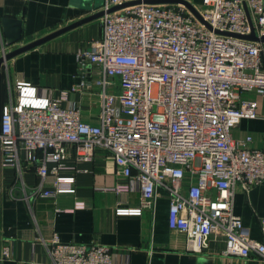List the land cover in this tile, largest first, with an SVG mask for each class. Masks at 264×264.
Wrapping results in <instances>:
<instances>
[{
    "label": "built area",
    "instance_id": "obj_1",
    "mask_svg": "<svg viewBox=\"0 0 264 264\" xmlns=\"http://www.w3.org/2000/svg\"><path fill=\"white\" fill-rule=\"evenodd\" d=\"M144 1L104 0L101 38L76 53L81 82L70 93L99 89L96 122L62 104L68 92L41 97L28 83L16 82L0 115L1 165L20 168L25 162L42 180L54 176L55 191L41 192L51 197L73 191L72 179L56 177L69 168L67 147L77 161L108 150L115 176L128 182L115 190L132 186L140 198L137 208L117 214L153 211L162 189L169 196V231L182 236L184 252H205L213 237L223 241L225 257L264 261V217L263 240L257 241L233 207L236 189L247 192L264 182V150L250 148V138L232 137L242 119L257 116V102L242 94L264 96V43L217 33H250L245 3L255 35L264 37V0H202L195 9L204 23L180 4ZM5 54L2 49L0 56ZM48 163L54 164L49 171ZM0 255L8 259L9 248ZM48 255L47 264H117L106 246L63 243L56 235Z\"/></svg>",
    "mask_w": 264,
    "mask_h": 264
},
{
    "label": "crops",
    "instance_id": "obj_2",
    "mask_svg": "<svg viewBox=\"0 0 264 264\" xmlns=\"http://www.w3.org/2000/svg\"><path fill=\"white\" fill-rule=\"evenodd\" d=\"M185 1L195 7L202 0ZM103 2L0 0V52L2 49L10 52L96 14L102 10ZM101 18L5 62L1 69L0 89L4 87L3 96L0 90L1 106L14 98L16 82H25L41 97L59 98L61 91L68 92L62 104L80 108L83 119L95 123L99 113L95 94L99 89L84 86L73 94L70 90L81 82L76 53L101 38ZM6 20L9 24H4ZM86 79L87 84L92 80ZM242 99L257 102V116L242 119L232 130V137L238 141L250 138V148L264 150V96L249 91L242 94ZM65 164L69 168L60 170L56 177L72 179L73 191L43 197L41 192L55 191L54 176L42 180L33 164L21 162L20 168H13L3 167L0 161V252L4 246L10 251L8 259L0 255V264H47L48 244L54 235L63 243L106 246L117 264H264L254 255L244 259L223 256V241L213 237L205 252H184L182 236L169 231V196L162 189H158L153 211L144 210L141 216L117 214L118 209L137 208L140 198L132 186L125 192L115 190L128 182L115 176L110 151L99 148L93 160L77 161L69 146ZM53 165L48 163L47 170ZM187 185L186 178L184 187ZM233 207L250 237L262 241L259 220L264 217V182L247 192L236 189Z\"/></svg>",
    "mask_w": 264,
    "mask_h": 264
},
{
    "label": "water",
    "instance_id": "obj_3",
    "mask_svg": "<svg viewBox=\"0 0 264 264\" xmlns=\"http://www.w3.org/2000/svg\"><path fill=\"white\" fill-rule=\"evenodd\" d=\"M137 3H140V1L130 2V3L123 4L121 6H116V7L111 8L107 12L117 11L119 9H122V8L130 6V5H134ZM144 3H148V4H180V5L184 6L187 10H189L192 14H194L201 22L204 23V21L198 15L195 7L191 3H189L185 0H145ZM244 10H245V13L247 16V21H248V24L250 27V33L248 35H238V34H233V33H229V32H222V31H217V33L222 34V35H226V36L241 38V39H245V40H249V41H255L258 43H264V37L263 36L257 37L255 35L254 28L252 25V21L250 19V15H249V12H248V9H247L245 3H244ZM104 14H105V12L102 10L100 12H96V14L90 15V16L85 17V18H83L77 22H74V23L68 25V26L60 28L54 32H51L50 34H47L46 36H44L42 38H39V39H37L33 42H30L24 46L18 47V48L14 49L10 52H7L4 56H1L0 57V86H1V69H2V66L5 62H7L8 60L12 59L13 57H15L17 55H20L24 52L30 51V50L34 49L35 47H38L39 45H41V44H43L49 40H52V39L56 38L57 36L67 32L71 29H74L78 26H81L82 24H85V23L92 21L96 18L102 17ZM4 24H9L8 20L4 21ZM207 27L210 28L209 26H207ZM8 41L14 42V41H10V40H8ZM1 111H2V106H1V102H0V115H1Z\"/></svg>",
    "mask_w": 264,
    "mask_h": 264
},
{
    "label": "trees",
    "instance_id": "obj_4",
    "mask_svg": "<svg viewBox=\"0 0 264 264\" xmlns=\"http://www.w3.org/2000/svg\"><path fill=\"white\" fill-rule=\"evenodd\" d=\"M3 92H4V87L2 85V89H1V96H3ZM2 98V97H1Z\"/></svg>",
    "mask_w": 264,
    "mask_h": 264
}]
</instances>
